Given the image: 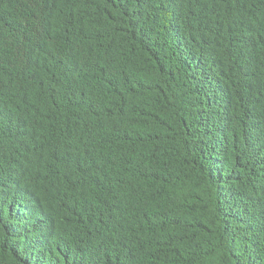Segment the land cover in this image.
I'll list each match as a JSON object with an SVG mask.
<instances>
[{
  "label": "trees",
  "instance_id": "16d2710c",
  "mask_svg": "<svg viewBox=\"0 0 264 264\" xmlns=\"http://www.w3.org/2000/svg\"><path fill=\"white\" fill-rule=\"evenodd\" d=\"M0 264H264V0H0Z\"/></svg>",
  "mask_w": 264,
  "mask_h": 264
}]
</instances>
